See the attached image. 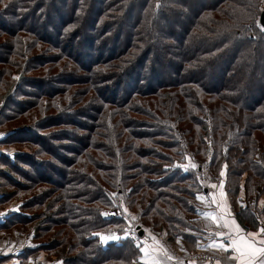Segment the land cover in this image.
<instances>
[{"label": "trees", "instance_id": "obj_1", "mask_svg": "<svg viewBox=\"0 0 264 264\" xmlns=\"http://www.w3.org/2000/svg\"><path fill=\"white\" fill-rule=\"evenodd\" d=\"M261 2L0 0V146L19 149H0V207H14L0 231L43 239L34 250L62 264L137 261V226L194 250L206 183L180 165L188 150L224 171L229 200L243 190L234 217L256 226Z\"/></svg>", "mask_w": 264, "mask_h": 264}, {"label": "crops", "instance_id": "obj_2", "mask_svg": "<svg viewBox=\"0 0 264 264\" xmlns=\"http://www.w3.org/2000/svg\"><path fill=\"white\" fill-rule=\"evenodd\" d=\"M0 149L8 148L0 146ZM223 175L224 171L221 173V177L213 179L210 176L206 182L205 190L196 194V202L202 212V215L198 213L197 216L202 222L203 240L197 244L194 250H187L181 237L171 241L162 231L154 229L149 233L148 230L143 229V235L139 236L141 254L138 260L131 264H264V254L240 257V253L235 251L232 246L233 240L241 241V238H244L254 243L257 248L264 247V244L260 243L261 240H264V232L261 231L264 229V195L257 199L258 206L263 208V211L257 214L258 224L245 229L234 217L241 206V200H245L243 190H241L239 199L229 200L222 183ZM204 179L205 176L202 175L201 180ZM9 207L14 209L13 205L0 207V221ZM213 217L216 219L214 220ZM1 231L3 233H0V264H62L61 259L47 255L41 249L34 250L40 243L34 246H29L26 243L23 245L25 248L22 249L23 241L33 236L30 234L24 236L18 226ZM250 233L254 236H249ZM221 244L224 245V248L220 247ZM240 246L248 251L242 241ZM196 252L213 255L215 260L193 259V254Z\"/></svg>", "mask_w": 264, "mask_h": 264}, {"label": "rangeland", "instance_id": "obj_3", "mask_svg": "<svg viewBox=\"0 0 264 264\" xmlns=\"http://www.w3.org/2000/svg\"><path fill=\"white\" fill-rule=\"evenodd\" d=\"M192 6H198V3L197 2H195V3H193L192 2ZM264 7V0H262V2L260 3V8L262 9ZM253 89H254V87H252ZM22 121H25L23 118L21 119V120H19V122H22ZM15 123H17V122H15ZM15 123H12V124H9V125H13V124H15ZM1 134L3 133L2 131L0 132ZM7 148H12V149H14V150H19V149H17L16 147H14L13 145H11V146H6ZM24 149V148H23ZM181 159H183V162L180 164L184 169H186L187 167H191L192 169L193 168H196V166H200L201 167V169H202V171L201 172H199V174H197V177H198V175H200V177L202 176V175H204L205 176V179L203 180V184H205L206 182H207V180H208V178L211 176V174L210 173H208L207 172V167H206V164H207V162L205 161V160H202V159H200V158H198V157H193L191 154H190V151L188 150L187 151V153H185L184 155H182L181 156ZM193 165H195V167H193ZM8 189H11V188H8ZM250 202H251V204H252V201H253V199L250 197ZM252 207L254 208V209H256L257 211L260 209V208H257V207H254L253 205H252ZM199 214L200 215H202V212H201V209H199ZM196 215H192V216H189L190 218H194ZM187 217V216H186ZM190 225H195L193 222H190ZM147 230H148V232L149 233H151L152 231H154V229L153 228H149V227H145ZM54 229H57V228H54ZM180 229H182L181 227H180ZM183 230L184 231H188V232H190V231H192V232H195L196 233V231L195 230H191V229H189V228H187V227H183ZM134 231V230H133ZM0 233L2 234L3 232L2 231H0ZM52 233H53V231H51L49 234H48V236H45L44 237V239H48L51 235H52ZM136 236H137V233L135 234ZM136 236H134V238H136ZM25 242V243H24ZM28 244L29 246H34V245H37V244H39V243H43V239H38V238H33V237H29V238H27L25 241H23V244H21V247L23 246V245H25V244ZM20 247V248H21ZM25 247L23 246V248L22 249H24ZM198 252H200V251H198ZM44 253H46V252H44ZM54 253V252H53ZM47 254V253H46ZM47 255H49V254H47ZM53 256H55V258L56 259H59V255H53ZM201 258H203L201 255H198V253L196 252V253H194L193 254V259H197V260H202Z\"/></svg>", "mask_w": 264, "mask_h": 264}, {"label": "snow or ice", "instance_id": "obj_4", "mask_svg": "<svg viewBox=\"0 0 264 264\" xmlns=\"http://www.w3.org/2000/svg\"><path fill=\"white\" fill-rule=\"evenodd\" d=\"M193 167H195V165H193ZM213 219L215 220L216 218L213 217ZM237 230L239 231L238 228H237ZM261 231L264 232V229H261ZM249 236H254V234L250 233ZM241 241L243 242V245L245 246V248L248 251H245L244 249L241 248V246H240ZM241 241H235V240L232 241V246H233L235 251L240 253V257H244L245 255H251L254 257L257 254H264V247L257 248L254 246V243L249 242V241L245 240L244 238H241ZM260 243L264 244V240H261ZM220 247L224 248V245L221 244ZM238 259H239V257H238Z\"/></svg>", "mask_w": 264, "mask_h": 264}, {"label": "water", "instance_id": "obj_5", "mask_svg": "<svg viewBox=\"0 0 264 264\" xmlns=\"http://www.w3.org/2000/svg\"><path fill=\"white\" fill-rule=\"evenodd\" d=\"M259 23L264 27V8L261 10L259 14ZM137 233L139 236L143 234V229H140L138 226L136 227Z\"/></svg>", "mask_w": 264, "mask_h": 264}, {"label": "built area", "instance_id": "obj_6", "mask_svg": "<svg viewBox=\"0 0 264 264\" xmlns=\"http://www.w3.org/2000/svg\"><path fill=\"white\" fill-rule=\"evenodd\" d=\"M129 233L133 236H136L135 234V231L133 230H129ZM198 255H201L203 258L201 259H206V260H209V261H213L215 260V257L213 255H209V254H206V253H198Z\"/></svg>", "mask_w": 264, "mask_h": 264}]
</instances>
